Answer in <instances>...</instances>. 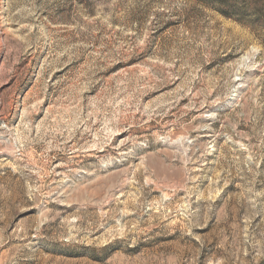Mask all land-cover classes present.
Returning <instances> with one entry per match:
<instances>
[{"label":"rangeland","instance_id":"1","mask_svg":"<svg viewBox=\"0 0 264 264\" xmlns=\"http://www.w3.org/2000/svg\"><path fill=\"white\" fill-rule=\"evenodd\" d=\"M0 264H264V0H0Z\"/></svg>","mask_w":264,"mask_h":264}]
</instances>
